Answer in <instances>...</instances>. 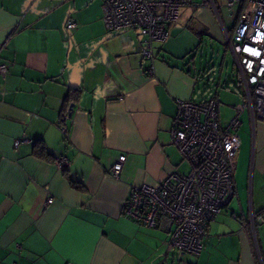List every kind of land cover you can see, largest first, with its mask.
I'll list each match as a JSON object with an SVG mask.
<instances>
[{
    "label": "crops",
    "instance_id": "obj_1",
    "mask_svg": "<svg viewBox=\"0 0 264 264\" xmlns=\"http://www.w3.org/2000/svg\"><path fill=\"white\" fill-rule=\"evenodd\" d=\"M228 1L186 0L144 58L137 29L106 31L101 0H0V264L175 263L168 232L124 205L186 161L171 132L177 102L215 96L196 91L198 66L248 2ZM245 109L234 195L188 264H264V119Z\"/></svg>",
    "mask_w": 264,
    "mask_h": 264
},
{
    "label": "built area",
    "instance_id": "obj_2",
    "mask_svg": "<svg viewBox=\"0 0 264 264\" xmlns=\"http://www.w3.org/2000/svg\"><path fill=\"white\" fill-rule=\"evenodd\" d=\"M239 1L229 0L227 8ZM185 4L186 0H104L102 21L110 34L137 29L145 37L141 54L151 58L152 43L167 39L169 26L179 22ZM66 26L74 28L76 23L70 19ZM226 41L240 75L243 103L236 105L233 117L222 124L213 98L204 103L178 100L171 132L189 164L188 172H170L157 185L133 187L124 205L131 218L168 232L169 251L201 252L206 225L234 195L238 116L248 107L252 118L264 119V0H248ZM7 69L8 64L1 61L0 73ZM125 158L120 154L113 162V178H119ZM56 165L67 168V157L59 156ZM51 201L47 199V203Z\"/></svg>",
    "mask_w": 264,
    "mask_h": 264
},
{
    "label": "rangeland",
    "instance_id": "obj_3",
    "mask_svg": "<svg viewBox=\"0 0 264 264\" xmlns=\"http://www.w3.org/2000/svg\"><path fill=\"white\" fill-rule=\"evenodd\" d=\"M198 69L202 70L204 74L202 71L199 73L196 91L215 95L220 122H226L234 115L233 105L244 101L240 75L227 44L216 43L213 49H208L201 58V65L198 66ZM247 111L246 109L243 110L238 117L239 121H242L237 128L239 134L247 125ZM177 170L187 173L189 170L188 163L182 161ZM176 255L174 264L195 263L196 255L188 253H176Z\"/></svg>",
    "mask_w": 264,
    "mask_h": 264
},
{
    "label": "trees",
    "instance_id": "obj_4",
    "mask_svg": "<svg viewBox=\"0 0 264 264\" xmlns=\"http://www.w3.org/2000/svg\"><path fill=\"white\" fill-rule=\"evenodd\" d=\"M213 98H215V96H213ZM37 154H39V152H37Z\"/></svg>",
    "mask_w": 264,
    "mask_h": 264
}]
</instances>
